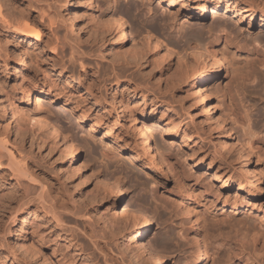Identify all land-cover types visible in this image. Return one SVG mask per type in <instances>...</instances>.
<instances>
[{
  "label": "rangeland",
  "instance_id": "1",
  "mask_svg": "<svg viewBox=\"0 0 264 264\" xmlns=\"http://www.w3.org/2000/svg\"><path fill=\"white\" fill-rule=\"evenodd\" d=\"M181 1L192 11L179 10ZM216 1L217 12H213ZM216 1L93 0L91 6L88 0H0L2 12L11 24L0 22V96L9 97V104L4 100L7 113L0 115V139L6 138L8 149L17 159L24 158L29 168L28 175L19 177L7 168H0V264H36L28 252L32 245L41 247L49 264H150L146 258L142 262L136 260L126 244L139 227H146V238L158 248L164 264H191L194 252L189 233L191 221L182 210L183 204L202 216L200 236L207 243L204 264H264V238L256 243L242 242L239 230L248 226L264 230V196L256 200L258 207L250 214L244 208L230 212L229 205L224 207L229 197L228 203L234 202L235 196L242 198L238 202H248L245 193L238 191V177L247 175L246 169L257 162L264 167L263 150L259 158L252 157V162L247 164L236 139L243 134L250 143H256L257 138L264 137V74L258 75L259 82L256 78L252 87L249 86L252 93L245 98L251 121H246L247 126L243 120L230 117L229 124L236 133L235 138L227 139L215 121H209L212 117L196 96L195 90L201 87L192 85L191 80L198 75V65L189 55L197 49L205 51L201 48L206 43H209L206 48H211V42L223 33L239 36L241 42L254 39L256 43H252L263 48L264 30L259 24V14L264 10V0ZM203 5L205 16L197 8ZM110 12L122 17L128 33H134L135 42L128 33L124 46L113 41L115 32L102 36L97 27L100 19ZM240 12L256 18L253 22L237 24L235 17H241ZM14 25L34 31L25 34ZM218 26L228 32L218 30ZM150 34L166 39L180 56L175 53L167 59L163 49L145 47L143 43ZM198 39L203 40L199 42L201 45ZM125 46L129 49L134 46L135 50L132 49L138 57L133 58L139 59L134 60L123 52ZM231 70L226 71L223 66L205 85L218 86L217 82L228 81L227 87L233 86L235 76ZM113 71L121 74L118 80ZM27 83L40 86L60 99H69L73 107H79L77 112L90 118L78 122L69 107L46 97L38 99L41 107L45 106L42 108L35 101L30 102L34 108L49 107L47 112L40 108L36 112H45L67 138L76 140L81 162L89 163L87 178L94 174L88 178V188H81L79 178L65 169L68 165L61 158L60 146L47 136L45 140V136L40 138L37 117L33 116L32 120L25 115L29 103L22 99L20 90ZM216 99L214 95L211 102L216 104ZM121 103L134 110L133 117L137 116L136 103H147L151 114L148 124L153 128L154 160L146 157L138 162L128 152L112 148L111 140L126 144L129 139L130 127L126 126L118 107ZM14 106L20 110L15 122L19 121L21 126L12 121ZM93 120H98L99 125L91 130ZM218 168L226 170L222 177L234 179L231 186L222 187V182L214 184L213 176ZM103 179L112 180L124 190L121 201L108 194L101 183L96 184ZM96 186L104 191L99 192ZM52 199L70 209L78 207L79 214L65 212L63 224L57 223L46 209ZM22 201L27 203L20 209L18 205ZM126 205L143 212L150 225L144 226L140 220L133 223L129 217L130 222L124 212ZM68 226H77L76 231L62 229ZM134 242L138 246L142 241L134 239Z\"/></svg>",
  "mask_w": 264,
  "mask_h": 264
},
{
  "label": "bare ground",
  "instance_id": "2",
  "mask_svg": "<svg viewBox=\"0 0 264 264\" xmlns=\"http://www.w3.org/2000/svg\"><path fill=\"white\" fill-rule=\"evenodd\" d=\"M92 2H93V0H88L89 5H91ZM172 3L175 4V2H172ZM178 4L180 6L179 10L192 11V8L188 7L185 3H183V1H181ZM217 4H218L217 1L213 3V5H212V11L213 12H215L217 10V7H216ZM2 6L3 5L0 3V22L5 24V25H7V26H9L11 24L9 23V20L6 19L7 16H5L3 14V12H2V8L3 7ZM197 8L200 9V12L202 13V16L206 15V10H205L206 7L204 5L202 7L199 6ZM228 10L229 9L226 8V12ZM75 14H77V7H75ZM240 14H241V17H238V18L235 17V20H236L237 24L243 23V22H253L255 20V18H256L255 15L254 16L253 15H246L243 12H240ZM79 15H80V13L78 14V16ZM51 20H53V19L51 18ZM247 20H249V21H247ZM216 24L218 25V23H216ZM226 24H228V23H226ZM259 24L264 30V10H262L261 13L259 14ZM219 25L222 26L221 22H220ZM223 25H224V23H223ZM15 28L19 29L20 27H16L15 26ZM97 28H99V30H101L102 36H105V37H106V35H108V34L112 35L115 32V34H113L114 35L113 41L114 40L119 41L122 44L121 46H124L127 43V33H128V31H127L126 26L124 25V23L122 21V17H120V15H118V14H115V12L114 13L110 12L107 17L101 18L100 22H99V26ZM220 28L218 26V30H220ZM225 29L221 28L220 31H222V30H224V32L227 31V29L226 30ZM231 29H232V27H231ZM20 30H23V33H25V34H29L30 33L29 31H31V32L34 31L31 28H28L26 26H24V28H20ZM211 30H213V28ZM96 31H98V30H96ZM151 33L153 34L154 32H151ZM218 33H220V32H218ZM234 33H236V32H234ZM96 34H98V33H96ZM128 34L131 37L132 41L135 42L136 39H135V35H133L134 33L129 32ZM152 34H150L148 36L146 35L147 38L145 40V43H143L145 45V47L147 46V47L151 48L152 50L163 49V51H164L163 55L167 59L171 58L173 56V54H175V53L180 56V52L177 51V48L175 47V49H174L173 48L174 46L173 47L170 46L168 44V41L166 42V39L164 40L163 38L159 37L158 35H152ZM232 35L230 33H223V34L217 35L216 39L214 40V42H211L212 43V45H211L212 46L211 47L212 50H211L210 47H208V48H210V50L208 48H206V46L209 45V43L208 44L206 43V46L205 47L202 46V48H201L202 50H203V48H205L204 49L205 51H201V50H198V49L195 52L193 51L192 53L190 52L191 50L188 51L189 53H191V54H189V53L188 54L196 59V61H197L196 65H198V67L196 68V71L198 72V75H196L191 80V84L192 85H199L201 87L199 90H197V89L195 90V91H197L196 92L197 93L196 96L199 99V101L201 102V104L203 105V107L206 109V111L210 115V117H212L211 120H209V121L214 120L215 123L217 124L216 127L220 128L222 131H224L222 133H225L224 135H225V138H227V139L235 138V133H236V132L234 133V130H233L234 128L232 129V127L229 124L230 117H233L235 120H239V119L243 120L244 124L246 123V121L249 120L250 115H249V113L247 111L249 109V108L247 109L248 101H247V105H246L245 98H246V96L248 94H250L252 92H250V90L248 88H249V86L252 87L251 85H252V83H254L256 78H257L258 82L260 81L261 78L259 79L258 75H263L264 74V71H263V69H264V49L263 48L264 47L260 48L257 45L253 44V43H256V41L253 42L254 39H252V41L249 42V43H247L248 40H243L241 42V39L239 38V36L238 37L237 36L234 37ZM192 36H194V35H192ZM192 36H190V37H192ZM195 36L197 37V34ZM198 36H201V34L200 35L198 34ZM262 36H264V34L263 35L261 34V38H262ZM202 41L199 40L198 44H200L199 42H202ZM245 41H247V42H245ZM249 41H250V39H249ZM196 42H197V39H196ZM250 43H252V44H250ZM125 48H127L128 50L126 49L127 51H124ZM125 48L123 47L122 48L123 50L122 49L121 50L123 52H126L129 55H131L132 58L135 55L137 56V53L134 51L135 50L134 48H133L134 50L131 48V46H130V49L128 47H126V46H125ZM122 51H121V53H123ZM182 52H184V51H182ZM22 53H24V55L27 56V53L25 51L22 52ZM123 54H119V56L120 55L122 56ZM139 57H141V56L139 55ZM138 59L139 58L134 59V60H138ZM29 61L32 62L31 59H29ZM81 66H84V65L81 64ZM223 66H225L226 71H228L229 68H232L233 72H231V73H233V76H235L234 85L230 86V87H227V82L228 81L226 83H224V84L222 83L223 85L222 84H218V82L216 81L217 82L216 84L218 86H216V85H214V86H206L205 85L207 83L206 81L211 79L212 76H215V75L217 76V74H219V72L223 68ZM194 69H195V67H194ZM13 74H15V73H13ZM114 76L116 77L115 79L118 80L121 77V74L119 72H114ZM261 77L263 78V76H261ZM232 83H230V85H232ZM262 86H263V84H262ZM39 87H37L35 85H31L30 83H27V84H24L23 89L20 90V92L22 91V99H24L26 102L29 103L28 106H26V114L25 115H27L28 118L31 117V119H32L33 116L37 117L38 122H36V123H38V126L40 125L39 129H41L40 130V134H39L40 138L42 137V139H43L44 136H45V138H44V140H45V139H47V137H49V139L54 140L56 142V145L60 146V148L58 147V149L60 150L61 158L68 165V166L66 165L67 168H65V169L68 172L73 173L75 176H77L79 178V181H78L79 184L78 183L77 184L81 188H88V186H89V179L88 178L94 176V174H93L92 176L87 178L86 170H87V168L89 166L88 165L89 163L86 164V162H87L86 160L81 162V159H80V156H79V152H78V146H77L76 140L74 138H71V136L67 138L66 134L63 133L62 129L57 124L52 122L50 116L44 114L45 112L44 113H42V112L41 113H37L36 112V110L38 108V107L36 108V106H40L41 107V105H42V102L38 101V99L41 98V97H46V98L50 99L52 102H60L61 104L69 107L71 109V111L74 114H76L78 122H85V121L90 120V118L87 117V115L83 114L82 112L81 113L77 112L79 107H76L75 104H74L75 107H73L72 103L69 101V99H60L57 95H51L52 93L50 94L49 91L44 90V89H40ZM2 89H3V87H2ZM3 90H2V92L5 91V90L4 91ZM257 90H258V88H257ZM251 91H253V89H251ZM255 92H256V90H255ZM253 94H254V91H253ZM214 95L217 96L216 100H218V102L216 101L217 102L216 104L211 102ZM8 98L5 97V99H4V96H2V95L0 96V115H4L5 113H7L6 107L4 105V100L6 102L8 100ZM114 98H113V100H115ZM260 98H261V96H260ZM34 101H35V104H36V106H35L36 109L33 107V105L30 104V102L33 103ZM116 102H117V100H116ZM125 102H126V100H125ZM6 103H8V101ZM138 103H136L137 105L135 106V108L137 110V116L136 117H133L134 110L130 109L131 107L129 108L127 105H126V107H124L122 103L118 105L119 110H121V112H122V115L124 117L125 122L128 124L126 126L130 127V132L128 134H129V139H130V143L131 144H129V139H127L128 143L126 142V144H122V143H120V142H118V141L113 139V140H111L112 145H113L112 148L114 150L118 151V152H128L129 154H131L132 158L135 161H138V162L144 161L146 157H148L152 161V160L155 159V153H154L153 141H152V136H153V131L152 130H153V128L149 125L151 123L148 124V120H150L151 114L148 113L147 103H140V104H138ZM126 104H127V102H126ZM255 105H256V103H255ZM42 107H45V106H42ZM48 108H47V110H50ZM218 109H219V113H215L216 111H218ZM41 110H39V111H41ZM43 110H46V108H44ZM47 110H46V112H47ZM11 111H12V114H11L12 115V121L14 123L15 121L18 120L17 114H18V112L20 110L18 111V109H16L15 106H14V111H13V109ZM146 117L149 118V119L146 120ZM231 120H232V118H231ZM235 120H233V121H235ZM34 121H36V120H34ZM97 121L93 120V123L91 125V130H93L96 126L99 125V123ZM243 121H242V123H243ZM249 121H251V119ZM18 123H19V121L15 122L16 125H18ZM247 123L250 124L249 122H247ZM245 125H247V124H245ZM18 126H21V125L19 124ZM17 129H19V128H17ZM126 129H128V128H126ZM48 131H49V133H48ZM105 134H107V133H105ZM252 134H255V133H252ZM244 137H245V135L243 136V134H242V136H241L239 134V136H237L236 139H238L237 143L240 146L239 148L246 155L245 156L246 163L250 164L252 162V157H254V158L258 157L259 158V156H260L259 153L262 150L264 151V137L262 136V137L257 138L256 139V143H250V141L248 139L244 138ZM254 137H257V136L254 135ZM245 139L248 140V142ZM263 151H262V154L264 155ZM5 160L7 161L6 163H4ZM25 163L26 162H25L24 158L17 159L15 157L14 152L10 148L8 149L6 138L0 139V168H7L9 171H11L13 173V175H15L16 177L17 176L19 177L20 175H28L29 168L26 166ZM259 164L260 163L257 162L256 164H254L255 166H253L251 169H246L247 170V175H245L246 173H243L244 176H243V174H241L238 177L239 178L238 179L239 182L237 183L238 184V191L245 193L244 198L245 197L248 198L249 201L247 199H245L248 202H246V203L238 202L242 198L240 199V198H237V196H235L236 199L234 198V202L228 203V200L230 199V197H229V199L227 198L228 200L225 201L224 207L229 205L230 206V209H229L230 212L237 211L239 208H244L245 210L248 211L247 213L250 214V213L253 212L254 209H256V206H257V203H258L256 200L263 198V196H264V184L262 182L261 174L264 171L263 170L264 167L261 168V166ZM223 168H218L216 173H214V176H213V179L215 180L214 184H216L217 182H222L223 183L222 187H227V186L229 187V186L232 185L231 181H232L233 178L230 177V176H228L226 178V175L224 177H222V173L223 174L226 173V170H224ZM222 170H224V171H222ZM67 171H65V172H67ZM174 172H175V170H174ZM71 173L70 174L67 173V174L71 175ZM96 177H98V176L96 175ZM100 181H102V180H100ZM100 181L97 180L96 184H98V183L100 184L101 183L102 186L104 187V190H106L108 194H110V195L114 194L115 197H116V201H121V199L125 196L124 190L122 188H120L112 180L106 179V181H104V179H103V182H100ZM233 181H234V179H233ZM182 183H183V181H182ZM77 184L75 185L76 188H77ZM184 184H185V182H184ZM99 187L100 186H98L97 188H99ZM182 187H185V185L182 186ZM96 190H98V189H96ZM104 190H100V188H99V192L100 191H104ZM94 192L95 191L93 190V193ZM187 192H189V191L187 190ZM96 193H98V192H96ZM43 195H44V193H43ZM42 197L43 196L41 195V198ZM44 199H45V197H44ZM55 200L56 199H52V201L48 202V205L46 206V209H48V211L51 212V214H52L51 216L54 217V219H55V221H57V223L58 222H60V223L63 222V218L65 217V212L67 214L68 213H72L73 215L79 214L78 211L80 209L78 207L73 206L70 209L65 203L59 204V202H57ZM24 201H26V200H24ZM24 201H22L18 205V207L20 209L23 208L26 205L27 202H24ZM42 205H45V204H42ZM181 206H183L182 210L188 215L189 221H191L190 222L191 226H190V229H189V233L191 234L190 235V237H191L190 239H191V244L193 246L192 248L194 250V252L192 251L193 252V257H192V261H191L192 263L191 264H204L205 257H206V249H207L206 248L207 247L206 244L207 243H206V240L202 239L201 236H200V224H201V223L199 224V219H200V216H201L200 212L196 213V212H198L196 210L195 213H194V211L192 210L193 208H190V206H188L186 204H183ZM259 206H260V204H259ZM124 212H126L128 214L126 218L130 217L133 220V223H136L137 221L140 220L141 222L143 221L145 223L144 226L150 225V221H149L148 217L143 212L138 211L137 209H135V207H133L132 205H126ZM130 218L128 219L129 221H130ZM64 223H65V221H64ZM133 223H131V224H133ZM61 226H63V225H61ZM64 226H67V224L64 225ZM134 226H135V224H134ZM64 228L67 229V230H70V231H76L75 228H77V226L75 228H72L71 226L63 227L62 229H64ZM239 230H241V233H242V236H243L241 238L242 242H250L251 241L252 243H256L257 241H259L262 238H264V230H260V229L257 230L255 226H248L245 229H243V227H241ZM78 231H80V228H79ZM133 234H134V238L130 237V239H128L126 241V244L134 252V254H135L134 257H136V260L142 262L141 260L146 258L150 262V264L151 263L152 264H164V261H161V259H160L161 256H159L160 253H158V251H159L158 248H156V246H154L152 244L153 242L151 243L146 238V234H147L146 227L144 229H140V227L137 228L135 230V233H133ZM134 239H141L142 242L140 243V245L137 246L135 244V242H134ZM56 246H57V244H56ZM127 246H126V248H127ZM30 247L31 248L29 250L27 249L28 252L30 253L29 256L30 257L32 256L34 258L36 264H49V261H48L49 259L43 253L41 247L34 246V245H32ZM129 248H127V250ZM143 262H146V261L144 260ZM186 264H189V263H186Z\"/></svg>",
  "mask_w": 264,
  "mask_h": 264
}]
</instances>
